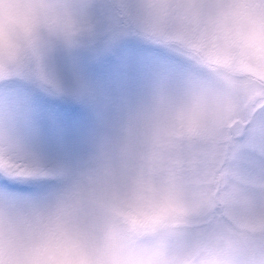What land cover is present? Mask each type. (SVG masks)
I'll use <instances>...</instances> for the list:
<instances>
[{
	"label": "snow or ice",
	"instance_id": "6c2138e0",
	"mask_svg": "<svg viewBox=\"0 0 264 264\" xmlns=\"http://www.w3.org/2000/svg\"><path fill=\"white\" fill-rule=\"evenodd\" d=\"M81 21L72 46L37 50L0 69V234L29 209L68 203L55 221L87 222L89 192L115 163L124 129L154 93H178L197 69L148 43L133 26L140 0H70ZM188 211L171 243L213 251L219 264H264V94L210 139L177 142Z\"/></svg>",
	"mask_w": 264,
	"mask_h": 264
},
{
	"label": "clouds",
	"instance_id": "9594fccd",
	"mask_svg": "<svg viewBox=\"0 0 264 264\" xmlns=\"http://www.w3.org/2000/svg\"><path fill=\"white\" fill-rule=\"evenodd\" d=\"M70 0H0V69L5 72L37 50L72 46L82 23ZM192 47L212 72L264 78V9L250 10L238 0L208 18ZM194 136L198 117L190 110L170 112L156 121L154 134ZM150 142L143 162L125 182L100 198L90 232L67 229L56 221L33 242L30 264H192L172 251L163 237L188 211L174 171L153 162Z\"/></svg>",
	"mask_w": 264,
	"mask_h": 264
},
{
	"label": "rangeland",
	"instance_id": "374dc122",
	"mask_svg": "<svg viewBox=\"0 0 264 264\" xmlns=\"http://www.w3.org/2000/svg\"><path fill=\"white\" fill-rule=\"evenodd\" d=\"M232 0H140L141 13L132 20L133 26L148 43L165 49L197 69L178 93L157 90L148 106L124 129L117 149L115 163L106 161L101 167V178L89 192L91 205L87 222L77 221L73 230L88 233L93 225L96 206L105 192L129 179L141 166L150 142L157 149L152 153L153 162L170 168L181 182L187 172L178 166V156L172 151L174 145L210 140L222 121L235 111L264 94V78L247 76L224 77L210 71L199 59L192 47L193 41L204 34L209 17ZM250 10L264 9V0H238ZM190 110L198 117V132L194 136H174L170 132L154 134L156 121L170 112ZM191 193H185L190 196ZM72 198L52 208L29 209L22 213L15 227L5 228L0 234V264H30L28 259L33 242L57 215L73 213ZM167 246L192 260V264H219L213 251L203 254L186 253L171 243L174 233L163 237Z\"/></svg>",
	"mask_w": 264,
	"mask_h": 264
}]
</instances>
